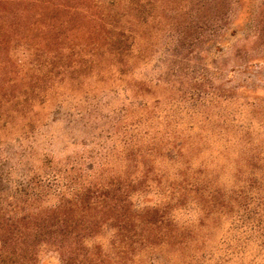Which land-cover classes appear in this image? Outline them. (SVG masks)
<instances>
[{"label": "trees", "instance_id": "16d2710c", "mask_svg": "<svg viewBox=\"0 0 264 264\" xmlns=\"http://www.w3.org/2000/svg\"><path fill=\"white\" fill-rule=\"evenodd\" d=\"M223 1L218 85L185 115L172 101H142L120 159L47 182L0 173V264L264 260V101L252 96L264 54L248 46L258 28L264 43V25L252 15L238 22ZM147 4L156 0H0V145L32 136L41 107L68 84L100 75L130 85ZM139 84L131 88L144 93Z\"/></svg>", "mask_w": 264, "mask_h": 264}, {"label": "rangeland", "instance_id": "374dc122", "mask_svg": "<svg viewBox=\"0 0 264 264\" xmlns=\"http://www.w3.org/2000/svg\"><path fill=\"white\" fill-rule=\"evenodd\" d=\"M227 1L238 22L252 15L260 27L264 25V0H240V5ZM223 3V0H156L154 8L147 4L149 22L139 25L140 59L130 85L112 87L100 75H95L87 85L68 84L64 95L48 100L41 107V121L32 136L20 139L16 133L0 145V173L7 174L11 169L10 182L22 180L23 175L47 182L53 172L70 174L71 168L80 164L89 166L102 156L118 160L124 156L123 141L129 135H137L139 102L172 101L184 114V107L208 97L206 93L218 85L214 66L219 54L216 42L223 26L218 11ZM260 33L262 29L258 28L250 34V55L264 54ZM209 47L211 51L207 53ZM252 72L257 77L252 96L264 101V58ZM133 81L143 84L139 86L144 93L131 88ZM187 262L180 256L146 255L138 264ZM224 264L238 262L232 259ZM256 264H264V260Z\"/></svg>", "mask_w": 264, "mask_h": 264}]
</instances>
